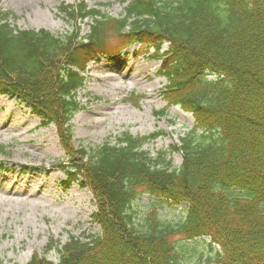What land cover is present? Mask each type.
Masks as SVG:
<instances>
[{
	"label": "trees",
	"instance_id": "trees-1",
	"mask_svg": "<svg viewBox=\"0 0 264 264\" xmlns=\"http://www.w3.org/2000/svg\"><path fill=\"white\" fill-rule=\"evenodd\" d=\"M122 2L118 18L83 2L61 4L72 26L63 37L18 30L11 13H0V96L24 104L41 127L54 126L65 155L61 187L91 192L100 228V236L70 238L57 263L33 255L27 264H183L180 241L199 238L210 240L199 264H264V0ZM135 43L162 60L167 107L193 118L170 148L182 155L177 169L165 152L140 151L162 131L124 133L88 151L71 143L87 63L116 59ZM142 195L185 204L184 220L170 224L155 212L138 219L133 206Z\"/></svg>",
	"mask_w": 264,
	"mask_h": 264
},
{
	"label": "rangeland",
	"instance_id": "rangeland-1",
	"mask_svg": "<svg viewBox=\"0 0 264 264\" xmlns=\"http://www.w3.org/2000/svg\"><path fill=\"white\" fill-rule=\"evenodd\" d=\"M81 1L114 18L122 15L125 6L122 0H0V13L14 15L11 24L18 30L44 29L59 37L72 28L58 7ZM89 23V19L83 21L80 36L86 35ZM138 49L133 45L116 60L103 58L87 65L84 87L76 95L80 108L70 122L73 144L87 150L105 142L113 145L122 133L142 137L162 131L165 135L143 149L151 157L165 152L166 160L178 168L182 157L170 148L192 129L193 119L179 107L166 109L163 117L155 115L166 106L160 95L166 81L159 74L160 62L150 58L152 50ZM0 147L4 149L0 154V264H26L33 254L57 263L58 249L71 237L99 234L91 222L95 211L91 194L77 185L68 190L60 187L64 175L53 165L64 155L54 129L40 128L27 109L5 97H0ZM184 207L147 195L134 203L138 219L155 212L170 224L184 220ZM180 242L183 264L205 259L208 240Z\"/></svg>",
	"mask_w": 264,
	"mask_h": 264
}]
</instances>
